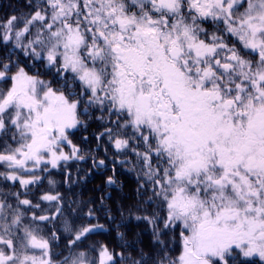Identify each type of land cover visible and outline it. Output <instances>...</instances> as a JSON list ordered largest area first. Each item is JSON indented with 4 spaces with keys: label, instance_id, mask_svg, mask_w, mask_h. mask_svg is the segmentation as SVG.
<instances>
[{
    "label": "snow or ice",
    "instance_id": "1",
    "mask_svg": "<svg viewBox=\"0 0 264 264\" xmlns=\"http://www.w3.org/2000/svg\"><path fill=\"white\" fill-rule=\"evenodd\" d=\"M22 7L0 21V181L24 190L0 188V264H264V0ZM94 113L104 124L96 139L134 155L137 192L151 193L156 209L136 217L151 227V254L88 244L103 225L91 223L93 209L85 223L68 219L75 202L58 192L39 197L48 210L21 198L40 173L71 178L67 165L85 154L70 135Z\"/></svg>",
    "mask_w": 264,
    "mask_h": 264
},
{
    "label": "trees",
    "instance_id": "2",
    "mask_svg": "<svg viewBox=\"0 0 264 264\" xmlns=\"http://www.w3.org/2000/svg\"><path fill=\"white\" fill-rule=\"evenodd\" d=\"M14 5H17L20 10L26 11L22 7V0H0V21L10 15L17 14V8ZM1 49L4 50L2 46ZM95 114L99 115L98 113ZM96 115H92L89 118L87 116L82 117V120L87 125L86 129L81 127L74 132L75 135H73L72 142L81 148V151L85 154V159L71 162L67 165V171L71 173V178L69 179L65 176L64 170L63 178L61 174L51 170L47 174H43L45 176V179H43L44 183H46L45 180L48 176H51L54 180L56 177L59 180V184L55 183L56 188L54 189L53 186L51 190L54 193L63 194V200L66 203L68 201L75 202L72 205L76 209L75 215L67 214V218L74 220L77 225L87 222L85 214L89 209L94 210L95 218L91 220V223L103 225V230L92 234L87 242L88 244L94 243L97 246L106 244L110 250L124 251L126 255L131 253L133 257L139 258L138 252L134 248H126L121 243L129 242V244L138 245L146 253L151 254L153 250L152 239L145 234H140V229L137 225L139 223L136 219L137 216H141L143 211L146 210L147 205L150 208L154 207V204L145 203L151 193L140 195L137 192L143 182L137 178L139 169L134 167L136 165L134 155L131 153L127 156L122 155V159L129 158V163L120 165L117 161L119 155L116 153L115 156L112 152V145L109 141L106 138H101L99 141L96 139L97 135L104 130V124H97L100 121L95 119ZM102 128L103 130L101 131ZM93 158L104 160L108 165L111 163L109 159H114L117 177L126 179L124 183L122 181L116 182V185L121 188L112 190L115 193L111 197L105 196L104 188L107 185V180L106 177L104 179V176H99L98 178L96 175V165L93 164ZM107 167L109 166L105 168ZM108 174H111V172H103L105 176ZM42 184L36 188L37 190L39 189V192H41ZM124 184L126 185L124 186ZM98 185L103 186V188L98 189ZM108 190L107 188L106 191ZM124 204L125 207L128 206L127 208H130L126 212V217L119 209ZM121 234H123V240L121 239ZM139 234L143 240L135 238ZM63 242H65L64 237ZM82 247H86V245ZM91 255L96 256V253L93 252Z\"/></svg>",
    "mask_w": 264,
    "mask_h": 264
},
{
    "label": "rangeland",
    "instance_id": "3",
    "mask_svg": "<svg viewBox=\"0 0 264 264\" xmlns=\"http://www.w3.org/2000/svg\"><path fill=\"white\" fill-rule=\"evenodd\" d=\"M15 6V8H17V10L19 9V7H17V5H14ZM20 10V9H19ZM0 48H1V46H0ZM4 51H5V49L3 50V49H1V52H0V55H3L4 54ZM17 52H19V50H17ZM19 58L21 59V60H24L25 61V64H28V63H30L28 60H27V58L26 57H24L22 54H20L19 55ZM14 59H15V57H14ZM37 68L39 69V71H40V73H43L42 75H41V78H43V79H45V80H47V79H49V80H51L52 81V83H53V85L55 86V87H60V84L59 83H57V80H56V78H55V76H54V74H52V73H50V72H48L46 69H44L42 66H40L39 64H37ZM30 71H31V69H29ZM99 114V113H98ZM93 115H96L95 113L93 114ZM85 117V116H84ZM88 118L90 117V116H87ZM97 124H102L101 122H97ZM86 129V128H85ZM77 131L79 130V129H76ZM76 130H73L72 131V134L70 135V139L72 140L73 139V135H75L74 134V132L76 131ZM103 130V128L101 129V131ZM73 141V140H72ZM65 152H68V151H70V149L68 148V147H65ZM112 152L115 154V156H116V150L113 148V146H112ZM118 155H119V157H118V159H117V161H118V163H119V161H122V160H127V161H129V158L128 159H122V154H120V153H117ZM99 161V160H98ZM109 161L111 162V163H114V159L113 160H110L109 159ZM71 162H75V161H71ZM71 162H69V163H71ZM120 164V163H119ZM121 165V164H120ZM106 166H108V164H104V168L106 167ZM3 169L2 168H0V171H2ZM53 171V172H55V173H59V174H61L62 175V178H63V169H50V171ZM49 172V171H48ZM48 172H43V173H40L41 174V177H42V182H41V184H42V186H41V188H40V190H41V192H39V189L37 190L36 188L37 187H39L41 184H39V185H34V186H30V188H31V191L30 192H33L34 191V193H35V196L34 197H32V198H29V199H31L32 201H33V203H40L41 204V209H43V210H48L49 209V205H48V203L47 202H42V201H40L39 200V197L40 196H42L43 194H45V193H48V192H51L52 194H55L54 192H52V188H53V186H54V189L56 188V184L55 183H57V184H59V180L55 177V180L51 177V176H48L47 178H46V180H45V182L46 183H44V175L43 174H47ZM52 172V173H53ZM49 179H52L53 181H55V183L54 184H52V185H50L49 183H48V180ZM1 182H3V181H0V188H1ZM141 182H143V180H141ZM5 184V183H4ZM3 184V185H4ZM8 187H7V190L8 191H20L21 193H23L24 192V190L21 188V186L18 184V186H16V185H12L11 184V182H7V184H6ZM113 186V185H112ZM15 187V188H14ZM109 189L108 191H106L105 190V196L106 197H111L115 192H112V187L110 186V187H108L107 185L105 186V189ZM143 191V190H142ZM30 192H28V194H27V196L29 195V193ZM98 193V192H97ZM60 194V193H59ZM62 197H63V194H60ZM144 197V196H143ZM21 198H25L24 196H23V194H22V196H21ZM128 205V204H127ZM128 207V206H127ZM127 207H125V204L124 205H122V206H120L119 207V209L121 210V212H122V214H124L125 215V217H126V215H127V211L130 209V208H127ZM156 209V206L154 205V207L153 208H150V206H148L147 205V207H146V210L145 211H143V213H142V215L141 216H144V215H150V213L151 212H153L154 210ZM36 211V214L37 215H41V214H50V212H48V211H41V210H35ZM109 211V210H108ZM31 215V213H29V216ZM64 218L65 217H60V218H58L57 219V221H55V224H56V227H57V229H59L60 228V226H61V224L63 223V220H64ZM41 224H42V226H44V225H47V227L45 228V232L47 231V228H51L52 227V224L51 223H48V222H40ZM138 223L139 224H137L138 225V227H139V229H140V234L141 235H147V236H149L151 239H152V232H151V227L148 225V223L146 222V221H143V220H138ZM58 235H60V232H58L57 233ZM140 234L138 235V236H136L135 238H137V239H141L140 238ZM143 238V237H142ZM141 240H143V239H141ZM59 243V245H60V247L59 248H57V249H55L57 252H59V251H61V250H63V248H64V243L65 242H63V236H61V240L58 242ZM123 245H125V243H123V242H121ZM127 243H129V242H127ZM117 244V243H116ZM115 245V244H114ZM127 248V247H126ZM65 254H67L66 252H65ZM62 258V257H61Z\"/></svg>",
    "mask_w": 264,
    "mask_h": 264
},
{
    "label": "flooded vegetation",
    "instance_id": "4",
    "mask_svg": "<svg viewBox=\"0 0 264 264\" xmlns=\"http://www.w3.org/2000/svg\"><path fill=\"white\" fill-rule=\"evenodd\" d=\"M0 52H1V48H0ZM43 73H41V75H42ZM47 80H49V79H47ZM82 117H84V116H82ZM82 117H81V119H82ZM97 160V159H96ZM98 161V160H97ZM109 167H107V168H104V166H99V167H97L96 166V169H95V171H96V175L98 176V178H99V176H104V179H105V177H106V180H108V177H112L116 182H120V181H122V183H124L125 181H126V179H124V178H122V177H117V175H116V166L114 165V163H110L109 165H108ZM113 169H115V171H113ZM104 171H109V172H111V174H108V175H103V172ZM44 179H45V176L43 177ZM5 182H1V188H3L4 189V191H8L7 190V185L6 184H4ZM4 184V185H3ZM126 184H124V186H125ZM16 186H18V184H16ZM107 186L108 187H112V189L114 190L115 188H117V189H120L121 187L120 186H118V185H116V183L115 184H113V186L112 185H109L108 183H107ZM123 186V187H124ZM15 188V187H14ZM98 189H100V188H103V186H101V185H98V187H97ZM106 189L104 188V191H105ZM103 191V192H104ZM24 196V195H23ZM35 196V193H34V191L33 192H30L29 193V195L28 196H24L25 198H32V197H34ZM10 200H11V202H13L14 204H15V201L14 200H12L11 198H10ZM109 212H110V210H109Z\"/></svg>",
    "mask_w": 264,
    "mask_h": 264
}]
</instances>
